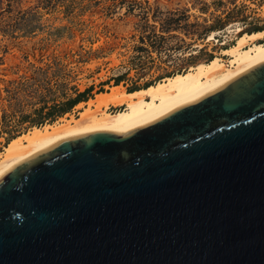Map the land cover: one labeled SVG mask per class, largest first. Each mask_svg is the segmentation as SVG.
<instances>
[{
    "label": "water",
    "instance_id": "95a60500",
    "mask_svg": "<svg viewBox=\"0 0 264 264\" xmlns=\"http://www.w3.org/2000/svg\"><path fill=\"white\" fill-rule=\"evenodd\" d=\"M0 264H264V60L150 123L11 167Z\"/></svg>",
    "mask_w": 264,
    "mask_h": 264
},
{
    "label": "rangeland",
    "instance_id": "374dc122",
    "mask_svg": "<svg viewBox=\"0 0 264 264\" xmlns=\"http://www.w3.org/2000/svg\"><path fill=\"white\" fill-rule=\"evenodd\" d=\"M261 29L264 0H0V151L35 125L77 115L75 105L48 118L47 107L78 91L93 87L87 101L117 76L129 90L227 60L223 47Z\"/></svg>",
    "mask_w": 264,
    "mask_h": 264
},
{
    "label": "bare ground",
    "instance_id": "6f19581e",
    "mask_svg": "<svg viewBox=\"0 0 264 264\" xmlns=\"http://www.w3.org/2000/svg\"><path fill=\"white\" fill-rule=\"evenodd\" d=\"M242 30L239 26L237 33ZM218 33L220 30L211 31L209 40L217 38ZM263 40L264 29L244 31L234 44L222 48L221 54L228 56L227 60L218 54L133 91L122 84L98 91L95 97L76 104L80 109L77 115L67 113L53 123L35 125L13 137L0 151V177L19 161L63 138L95 130L123 132L198 99L264 60ZM111 106L121 108L111 111Z\"/></svg>",
    "mask_w": 264,
    "mask_h": 264
},
{
    "label": "trees",
    "instance_id": "16d2710c",
    "mask_svg": "<svg viewBox=\"0 0 264 264\" xmlns=\"http://www.w3.org/2000/svg\"><path fill=\"white\" fill-rule=\"evenodd\" d=\"M121 76L116 77V84H119L121 82ZM153 83H148L145 86H148ZM139 87L134 86L131 87L129 90L133 91L138 89ZM93 90V87L90 86L84 91H78L74 97H67L66 100L62 102H55L52 105H50L47 111L48 118H51L52 116H57V115H63L64 113L70 111L77 103H79L82 100H86V97L89 95V93ZM103 91V89H101Z\"/></svg>",
    "mask_w": 264,
    "mask_h": 264
},
{
    "label": "crops",
    "instance_id": "0c3cea01",
    "mask_svg": "<svg viewBox=\"0 0 264 264\" xmlns=\"http://www.w3.org/2000/svg\"><path fill=\"white\" fill-rule=\"evenodd\" d=\"M102 92V91H101ZM81 102V101H80Z\"/></svg>",
    "mask_w": 264,
    "mask_h": 264
}]
</instances>
